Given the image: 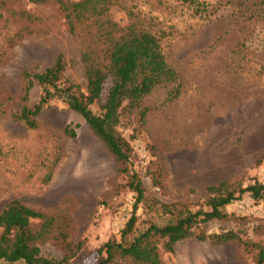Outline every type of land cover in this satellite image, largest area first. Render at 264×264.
Instances as JSON below:
<instances>
[{"label":"rangeland","instance_id":"374dc122","mask_svg":"<svg viewBox=\"0 0 264 264\" xmlns=\"http://www.w3.org/2000/svg\"><path fill=\"white\" fill-rule=\"evenodd\" d=\"M198 1L197 11L183 0H118L108 10L118 27L137 19L161 38L181 84L172 101L166 100L169 86L144 97V121L133 112L116 127L132 147L128 167L145 189L135 211L137 233L165 222L156 200L206 209L209 185L264 183V0ZM63 17L56 0H0V211L11 200L43 211L53 218L51 230L37 242L43 256L97 264L105 256L100 246L118 241L131 215L135 193L127 177L64 100L49 102L35 128L16 118L24 71H43L59 53L64 78L85 91L80 53L88 28L73 34ZM110 84L109 79L102 98L91 105L94 112ZM40 96L34 82L27 105ZM67 125L75 136L64 133ZM224 208L228 218L194 231H232L239 241L215 245L192 235L166 250L161 240L163 264H256L253 244L264 245V199L244 193ZM41 223L32 220L31 228Z\"/></svg>","mask_w":264,"mask_h":264},{"label":"trees","instance_id":"16d2710c","mask_svg":"<svg viewBox=\"0 0 264 264\" xmlns=\"http://www.w3.org/2000/svg\"><path fill=\"white\" fill-rule=\"evenodd\" d=\"M43 3L46 0H29ZM118 0H56L71 33L87 27V36H82L83 48L80 59L84 67L85 91L80 85L64 78V61L59 53L53 62L41 72L24 71L26 81L21 107L16 118L28 128H35L36 117L54 99H62L70 109L78 113L92 133L102 142L116 164L119 174L127 177L129 190L135 193V201L129 219L121 230L120 239L102 244L99 253L105 256L97 264H163L158 243L163 241L166 250L174 243L194 235L199 240H208L215 245L239 241L236 233H195L194 228L214 219H226L224 207L249 193L254 201L264 199V183L254 182L245 187H232L226 181L206 187V209L191 210L181 201L161 202L156 200L158 210L165 216L163 224L150 223L136 232L135 211L145 197L140 177L129 169L132 157L130 143L118 133L116 127L126 114L136 112L143 120L148 111L142 107L143 99L159 87H168L166 100L176 99L181 92L178 73L163 52L161 38L142 28L134 19L126 26L118 27L108 18L110 6ZM200 5L198 0H183ZM205 3H202L203 6ZM200 10L199 7L196 9ZM132 15V12H129ZM105 98L94 112L91 105L102 98L108 80ZM36 83L41 87V96L28 106V93ZM64 133L75 136L74 129L67 125ZM134 137V136H133ZM158 184V182H155ZM41 220L37 230L31 228L32 220ZM53 225V218L43 211L33 209L18 200L9 201L0 211V262H23L24 264H66L61 260L45 257L37 245ZM241 242V241H240ZM247 245V242H243ZM252 246V245H251ZM257 248L256 264L264 263V245Z\"/></svg>","mask_w":264,"mask_h":264}]
</instances>
